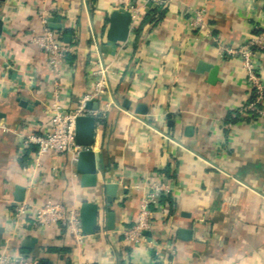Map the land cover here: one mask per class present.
Wrapping results in <instances>:
<instances>
[{
    "label": "crops",
    "instance_id": "1",
    "mask_svg": "<svg viewBox=\"0 0 264 264\" xmlns=\"http://www.w3.org/2000/svg\"><path fill=\"white\" fill-rule=\"evenodd\" d=\"M122 3L0 0V119L8 128L0 131V249L39 264H264V114L235 115L250 91L240 59L218 50L253 32L264 20V0H165L143 10L139 29L125 41L112 42L107 17ZM198 7L205 25L191 31L186 19ZM41 12L73 46L59 80L64 110H74L88 86L94 51L104 63L113 59L109 92L93 100L103 111L94 128V187L80 185L75 165L71 176L67 155L49 151L35 164L34 146L20 143L22 133L50 125L44 105L52 75L45 52L29 39L31 29L42 31ZM259 68L264 80V54ZM138 104L144 113L136 112ZM154 179L171 187L170 214H156L148 236L177 247L158 261L148 246L125 245L119 234L137 215L139 186ZM105 180L117 184L109 204ZM18 191L36 204L95 202L94 232L78 247L59 223L14 227L9 200ZM180 228L190 230L189 238L179 237ZM24 239H33L29 247Z\"/></svg>",
    "mask_w": 264,
    "mask_h": 264
},
{
    "label": "built area",
    "instance_id": "2",
    "mask_svg": "<svg viewBox=\"0 0 264 264\" xmlns=\"http://www.w3.org/2000/svg\"><path fill=\"white\" fill-rule=\"evenodd\" d=\"M163 0H123L122 8L131 14L130 30L137 26L142 11L147 7H156ZM205 9L194 8L186 19V26L191 31H197L205 25ZM42 31L36 33L33 29L29 32V39L46 54L45 65L51 73V89L44 105L45 115L49 119L48 130L39 132H26L20 135V143L23 147L34 146L35 164H39L40 157L49 152L67 155L71 176H75V160L80 147L75 143L74 119L79 114H92L96 119L103 115L102 110L86 108L85 103L97 100L98 97L109 92L112 60L102 62L95 50V60L89 69L88 86L81 93L78 104L72 111H66L61 104V90L59 80L62 70L67 64V54L73 50V46L61 39V29L49 26V19L45 12L39 14ZM253 32L236 46H219L221 55L235 56L240 59L250 91L249 99L236 111L239 115L259 116L264 114L262 106L264 100V80L259 68V63L264 54V20L255 23ZM75 32V31H74ZM234 116V115H233ZM229 125V124H228ZM7 126L0 119V131L7 130ZM23 168H26L24 166ZM141 189L139 208L135 219L119 228L121 241L128 246L145 244L151 250L152 260L158 261L162 253L167 251L175 253L177 247L174 243H160L145 234L153 224L156 214L168 217L167 198L171 194V187L166 180L154 179L139 186ZM11 218L14 227H18L27 221L33 228L53 223L62 224L68 233L74 238L78 247L86 239V234L80 227L79 211L75 205L66 206L61 202L46 200L42 204H36L28 200L10 199ZM161 204H163L161 207ZM170 207V206H169ZM160 208V209H159ZM164 208V209H161ZM101 227L104 221L101 220ZM0 264H39L38 259L28 254L11 255L6 250L0 249Z\"/></svg>",
    "mask_w": 264,
    "mask_h": 264
},
{
    "label": "water",
    "instance_id": "3",
    "mask_svg": "<svg viewBox=\"0 0 264 264\" xmlns=\"http://www.w3.org/2000/svg\"><path fill=\"white\" fill-rule=\"evenodd\" d=\"M147 9L148 8L146 7L145 10ZM130 20L131 14L128 10H125L121 6L113 8L107 17V26L105 31L106 38L112 42L125 41L130 31ZM49 26L57 29L60 28V24L56 22H49ZM1 28L2 20L0 19V33ZM68 40L69 35H65L63 41L67 42ZM105 47V44L101 45L102 50H104ZM201 65L205 67V64L201 63ZM96 103L97 102L94 101H88L85 103V107L95 109ZM136 112L144 113V105L138 104ZM95 122L96 118L92 114H79L76 115L74 119L75 143L80 147L75 160V170L79 174L80 185L83 187H94L97 185L98 181L97 168L100 156L98 151L92 148L94 143ZM103 187L106 203L109 204L116 195L117 184L109 180H105ZM20 191H18V194L15 196L14 200H22V194ZM97 209L98 205L93 201L81 202L78 211L80 227L83 233L91 234L94 232L97 224ZM105 214V225L108 229H112L114 213L109 207H107ZM178 231L180 238H189L190 230L180 228ZM148 233L149 231H145V234L148 235ZM32 240L33 239H24L21 244L22 246L29 247Z\"/></svg>",
    "mask_w": 264,
    "mask_h": 264
},
{
    "label": "trees",
    "instance_id": "4",
    "mask_svg": "<svg viewBox=\"0 0 264 264\" xmlns=\"http://www.w3.org/2000/svg\"><path fill=\"white\" fill-rule=\"evenodd\" d=\"M143 12V14H144V11H142ZM140 20H139V22H138V24H137V26H135V28H134V30H138L139 29V27H140ZM61 39H62V37H61ZM101 118V117H100ZM99 118V119H100ZM173 238V237H172ZM172 241V240H171ZM172 243V242H171Z\"/></svg>",
    "mask_w": 264,
    "mask_h": 264
}]
</instances>
